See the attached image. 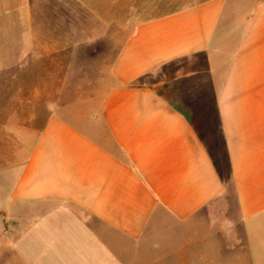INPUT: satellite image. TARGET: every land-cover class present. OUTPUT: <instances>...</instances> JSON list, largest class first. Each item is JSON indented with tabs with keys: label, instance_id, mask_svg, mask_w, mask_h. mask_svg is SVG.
Masks as SVG:
<instances>
[{
	"label": "crops",
	"instance_id": "crops-1",
	"mask_svg": "<svg viewBox=\"0 0 264 264\" xmlns=\"http://www.w3.org/2000/svg\"><path fill=\"white\" fill-rule=\"evenodd\" d=\"M21 6L63 62L0 98V264H264V0Z\"/></svg>",
	"mask_w": 264,
	"mask_h": 264
},
{
	"label": "rangeland",
	"instance_id": "rangeland-1",
	"mask_svg": "<svg viewBox=\"0 0 264 264\" xmlns=\"http://www.w3.org/2000/svg\"><path fill=\"white\" fill-rule=\"evenodd\" d=\"M23 1L25 0H0V98L15 96L17 91L29 93L38 83H49L48 79H39V77L45 76L43 73L33 80L32 76L37 73L30 72L31 68L47 67L52 61L63 62V56L38 57L32 55L33 48L41 49L48 43L47 36H19L21 29L24 28V10L21 6ZM28 1L35 4L34 10H29L30 16L33 12L35 18L40 17L36 7L39 3L52 8L49 10L54 15H64L63 0L61 2L59 0ZM40 12L41 17L48 15V13ZM54 37L58 39L57 45H63L64 36ZM74 43H79V40Z\"/></svg>",
	"mask_w": 264,
	"mask_h": 264
}]
</instances>
